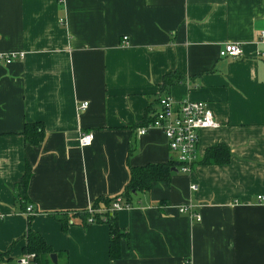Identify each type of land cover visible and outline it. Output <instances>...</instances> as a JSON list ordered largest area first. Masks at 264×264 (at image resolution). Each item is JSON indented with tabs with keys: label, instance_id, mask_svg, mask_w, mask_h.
Returning a JSON list of instances; mask_svg holds the SVG:
<instances>
[{
	"label": "crops",
	"instance_id": "obj_1",
	"mask_svg": "<svg viewBox=\"0 0 264 264\" xmlns=\"http://www.w3.org/2000/svg\"><path fill=\"white\" fill-rule=\"evenodd\" d=\"M262 33L264 0H0V54L15 55L0 61V250L16 241L4 264H20L28 226L57 255L49 264H264ZM228 44L242 54L221 57ZM163 95L205 101L219 126L200 131L192 173L172 167L118 211L130 238L111 260L108 226L76 213L120 194L128 165L172 160L162 129L137 132ZM28 121L43 122L37 145ZM219 144L230 161L204 164ZM27 164L31 216L15 188Z\"/></svg>",
	"mask_w": 264,
	"mask_h": 264
},
{
	"label": "trees",
	"instance_id": "obj_2",
	"mask_svg": "<svg viewBox=\"0 0 264 264\" xmlns=\"http://www.w3.org/2000/svg\"><path fill=\"white\" fill-rule=\"evenodd\" d=\"M175 73L168 74L164 77V87L174 83ZM26 141L30 144L37 145L41 143L45 136L44 125L41 121H28L22 131ZM231 154L227 146L219 144L216 147L208 148L205 152L204 164H227L230 161ZM129 166L130 178L125 184L122 192L116 196H99L91 205V209H85L77 212L81 215L83 225L105 224L109 228V257L111 260H119L122 257V240L129 243V233L122 228L118 219V211L110 212L109 208L118 198L121 199V205L129 207L134 205V199L137 194L148 192L153 182L170 181L172 167H176V162L170 160L166 163H149L142 166ZM30 166L26 165V170L21 179L16 183V196L18 201L22 202L26 208L28 200V184L31 178ZM91 210V211H90ZM103 210H107L103 212ZM89 219H92L89 221ZM65 228L69 221L66 217H60ZM25 239L24 254L34 253L35 260L38 264H49L50 256L54 254L53 248L39 233L35 232L31 226H28L26 234L22 237ZM7 250H0V264L10 261V250L13 244ZM66 254V253H64ZM67 255V254H66ZM51 263V262H50ZM66 264H68L66 260Z\"/></svg>",
	"mask_w": 264,
	"mask_h": 264
},
{
	"label": "built area",
	"instance_id": "obj_3",
	"mask_svg": "<svg viewBox=\"0 0 264 264\" xmlns=\"http://www.w3.org/2000/svg\"><path fill=\"white\" fill-rule=\"evenodd\" d=\"M63 22V20H60ZM128 37L124 36L123 41H127ZM264 40V33H262ZM242 54L241 48L236 44L225 45L220 50V56L223 58H236ZM23 57V53H20ZM15 55L0 54V61L10 64ZM88 102L80 105L79 110H85ZM159 108L156 110L153 119L144 126L138 128V134H145L150 128H160L164 132L168 141V147L173 154L172 160L176 162V166L182 173H192L198 164V143L199 133L202 129L216 128L219 123L208 103L200 100L184 99L176 101L170 95H163L158 100ZM94 139L92 131H82L80 133V144L82 147L89 146ZM192 189L196 190L197 185L193 184ZM257 200L264 203V195H258ZM128 205H121V199L114 201L109 208L110 212L119 211L127 208ZM91 209V207L89 208ZM180 213H187L194 217L196 221H201L202 217L194 210L193 205L187 204L179 208ZM91 211V210H90ZM107 210H103L105 212ZM24 214L31 216L34 214L32 205H27ZM92 219H89L91 221ZM34 253L24 254L20 260V264H38L35 260Z\"/></svg>",
	"mask_w": 264,
	"mask_h": 264
},
{
	"label": "water",
	"instance_id": "obj_4",
	"mask_svg": "<svg viewBox=\"0 0 264 264\" xmlns=\"http://www.w3.org/2000/svg\"><path fill=\"white\" fill-rule=\"evenodd\" d=\"M174 171H176V169H173ZM51 259L54 263H57V255L56 254H52L51 255Z\"/></svg>",
	"mask_w": 264,
	"mask_h": 264
}]
</instances>
